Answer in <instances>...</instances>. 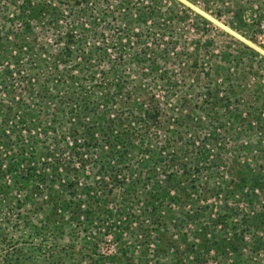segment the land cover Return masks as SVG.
Returning <instances> with one entry per match:
<instances>
[{"label":"rangeland","instance_id":"obj_1","mask_svg":"<svg viewBox=\"0 0 264 264\" xmlns=\"http://www.w3.org/2000/svg\"><path fill=\"white\" fill-rule=\"evenodd\" d=\"M16 258L264 264V0H0V264Z\"/></svg>","mask_w":264,"mask_h":264},{"label":"trees","instance_id":"obj_2","mask_svg":"<svg viewBox=\"0 0 264 264\" xmlns=\"http://www.w3.org/2000/svg\"><path fill=\"white\" fill-rule=\"evenodd\" d=\"M28 8H24L23 10H22V13L23 14H21L20 16L21 17H19V18H24V15H25V13H26V11L28 12V14H26V17H28V18H25V27H24V30H23V32L25 33L26 32V34H28L30 31L27 29V27L29 26V21H30V17L32 18L33 16H36V14H35V11H36V9H38V8H40V11H38V12H40V13H43V12H41V11H49V10H52V8H53V5L52 4H50V5H47V3L46 2H41V3H38V4H36V6L33 4V5H31V6H27ZM52 13V12H51ZM54 13V12H53ZM48 15H49V13H48ZM19 16V15H18ZM56 15H54V17H53V14L50 16V19H52V21H53V23H56V22H58V19L55 17ZM38 17V16H37ZM29 28V27H28ZM29 31V32H28ZM23 42V43H22ZM22 44H21V46L20 47H26L27 46V41H26V36H24V37H22ZM21 49V48H20ZM71 51H68L67 53H65L64 55L66 56V58H68V59H70V55H71ZM100 132H101V137H107V138H109V140H107L108 141V145H107V147H110V149L114 152V154L116 153V152H118V150H115L114 148H116L117 146H116V141L114 140V139H112V137L109 135V134H107L106 135V132H105V128H104V126H101V128H100V130H99ZM95 132L94 131H91V139H95L94 137H95ZM9 264H23V262H21L20 260H17V258L15 259V261H11V262H9Z\"/></svg>","mask_w":264,"mask_h":264}]
</instances>
